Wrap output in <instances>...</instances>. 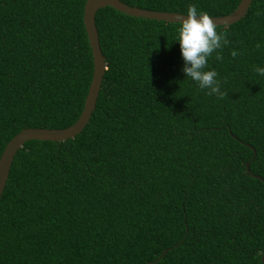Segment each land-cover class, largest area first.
<instances>
[{
    "label": "trees",
    "instance_id": "trees-1",
    "mask_svg": "<svg viewBox=\"0 0 264 264\" xmlns=\"http://www.w3.org/2000/svg\"><path fill=\"white\" fill-rule=\"evenodd\" d=\"M84 1L0 0V152L20 129L77 118L91 76ZM119 1L211 17L238 2ZM93 22L105 67L94 107L72 138L28 140L13 154L0 264H261L264 0L217 26L230 44L206 70L224 99L182 72L179 23L108 6Z\"/></svg>",
    "mask_w": 264,
    "mask_h": 264
},
{
    "label": "water",
    "instance_id": "water-1",
    "mask_svg": "<svg viewBox=\"0 0 264 264\" xmlns=\"http://www.w3.org/2000/svg\"><path fill=\"white\" fill-rule=\"evenodd\" d=\"M249 2L250 0H238L236 6L229 13L221 16H213L212 19L215 23H217V26L229 25L243 16ZM105 6H108L127 16L161 20L170 23H180V20L183 18V16H186L184 14L174 12L139 9L136 7L127 6L119 0H85L82 5L81 23L90 53L91 76L86 88L85 96L83 98L81 110L75 121L64 128H23L15 133L4 144L0 152V194L7 177L12 156L23 142L28 140L63 141L78 134L87 122L94 107L101 77L105 69L104 59L98 47L93 16L97 9L103 8ZM244 167L247 171V162L244 163ZM163 252L164 250L162 253ZM259 260L261 264H264V252L260 255Z\"/></svg>",
    "mask_w": 264,
    "mask_h": 264
},
{
    "label": "clouds",
    "instance_id": "clouds-1",
    "mask_svg": "<svg viewBox=\"0 0 264 264\" xmlns=\"http://www.w3.org/2000/svg\"><path fill=\"white\" fill-rule=\"evenodd\" d=\"M226 37V32L217 31V23L207 12H198L195 5H189L186 16L180 20L175 40L179 42L184 62L182 72L185 77L194 81L200 89L207 90L209 96L215 94L218 99H224L228 94L221 91V83L217 79L218 73L206 68L213 53L230 44ZM256 47L259 48L260 45L257 44ZM238 55L240 53L236 50L231 51L233 58ZM216 59L221 60L223 57L217 54ZM255 71L264 75V68L257 67Z\"/></svg>",
    "mask_w": 264,
    "mask_h": 264
}]
</instances>
